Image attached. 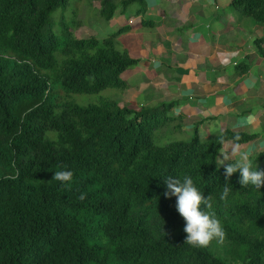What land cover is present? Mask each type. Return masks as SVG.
<instances>
[{"label": "trees", "instance_id": "1", "mask_svg": "<svg viewBox=\"0 0 264 264\" xmlns=\"http://www.w3.org/2000/svg\"><path fill=\"white\" fill-rule=\"evenodd\" d=\"M68 2L0 0V264H264V187H241L234 173L225 204L217 164L230 150L221 133L230 144L264 142V125L259 134L224 129L201 138L195 130L187 141L157 144L183 131L184 116L171 113L175 102L120 107L129 87L122 74L138 63L117 48L126 29L77 37L79 5L70 22L49 30ZM229 10L264 26V0H231ZM145 11V0H100L96 19L105 30L115 16ZM263 45L264 37L253 42L260 57ZM238 65L247 72L246 61ZM106 89L118 95L85 106L73 100ZM252 159L264 171V150ZM56 171H71L70 185L52 180ZM185 175L212 196L223 244H185L176 197L163 195V179Z\"/></svg>", "mask_w": 264, "mask_h": 264}, {"label": "crops", "instance_id": "2", "mask_svg": "<svg viewBox=\"0 0 264 264\" xmlns=\"http://www.w3.org/2000/svg\"><path fill=\"white\" fill-rule=\"evenodd\" d=\"M230 1L145 0L143 15L115 16L106 32L118 27L128 34L132 30L131 36L155 31L139 50L127 49L138 63L122 74L129 87L118 95L119 106L139 109L175 102L171 113L184 116L183 131L195 129L201 138L224 129L261 133L264 56H259L253 42L264 37V26L251 24L239 13L236 20ZM213 15L221 27H213ZM147 18L153 25L142 27L140 21ZM243 61L248 63L244 74L238 67ZM256 144L264 146L251 142L241 145V150L252 147L253 154Z\"/></svg>", "mask_w": 264, "mask_h": 264}, {"label": "clouds", "instance_id": "3", "mask_svg": "<svg viewBox=\"0 0 264 264\" xmlns=\"http://www.w3.org/2000/svg\"><path fill=\"white\" fill-rule=\"evenodd\" d=\"M218 140L221 145L229 143L223 133L219 135ZM235 140L238 141L239 137H235ZM221 155L223 159H218L217 164L224 165L226 183L220 194V200L225 204L231 192L227 181L234 173L239 172L241 187L252 186L256 190L264 187V171L257 170V163L254 166L252 154L246 150L242 151L239 143H232L230 150L221 152ZM72 179L71 171H56L52 180L62 185H70ZM163 180L166 185L163 195L166 198L176 197V210L185 221L184 232L187 234L185 244L193 248H207L213 241L223 244L226 233L220 219L213 211L212 196L205 198L188 175L182 180L172 176ZM79 199H85L84 194H81ZM201 205L205 206V210L201 209Z\"/></svg>", "mask_w": 264, "mask_h": 264}, {"label": "rangeland", "instance_id": "4", "mask_svg": "<svg viewBox=\"0 0 264 264\" xmlns=\"http://www.w3.org/2000/svg\"><path fill=\"white\" fill-rule=\"evenodd\" d=\"M80 2L81 1H79V0H69L68 7H67L68 11L65 12L62 15V17L59 15L58 20H55L54 17L56 15H58L59 13H61V11L59 9L56 10L51 17V27L49 30L58 32L61 28L62 23H66L67 21L70 22L72 20V18H74V15H75L74 10L76 8H78V6L80 5L79 6V15L76 18L79 21H82L83 24L80 26V28L75 30V35L77 37H84V36L92 33V34H95V36H97L98 39H102V38L106 37L107 32L105 30H102V28H100L101 26L99 25V23L96 19V18H98V11L100 9V0H85L82 3H80ZM147 7H149V5H147ZM211 12L213 14H215L213 9H211ZM234 12H236V13H234ZM238 13H239L238 11H233V13H232L233 16L236 18V20L239 18V15H237ZM210 22L213 25V27H215V28L222 26V22L218 18L214 19V15H213V18L210 20ZM237 25H239L240 28H242V31L248 30V28L245 27L244 24H237ZM146 30H147V34L146 35H140V36L139 35L138 36H131L130 34L133 32L132 30L130 31L129 34L127 31H122L119 34V36L116 37L117 48L120 50L128 49L131 52L139 50L141 43L144 40L149 39L150 35L155 34V31L153 30V28L146 29ZM117 95H118L117 89H106V90L101 91L98 94L74 95L73 100L77 104H79L81 106H85V105H88L90 103H96L101 98L112 99V98H115ZM259 119H261V126L260 127L262 129V126L264 125V115H262V117L260 116ZM194 131H195V129H193V130L191 129V131L184 130V131L175 132V133L171 132V133L166 134V136L163 139L157 138L155 141L159 145H165V144L172 142V141H187L191 138ZM215 133H212V134H215ZM261 144L263 145V143H261ZM257 145L258 144H256V146H255L252 157L254 155H256V152L258 149L264 148V146L261 147V145L260 146H257ZM245 150L250 153L251 150H253V149H252V147H250V149L247 148ZM218 159H223L221 153L219 154Z\"/></svg>", "mask_w": 264, "mask_h": 264}]
</instances>
